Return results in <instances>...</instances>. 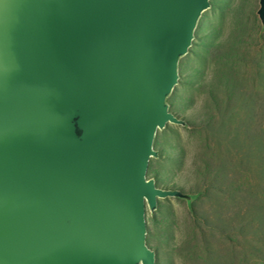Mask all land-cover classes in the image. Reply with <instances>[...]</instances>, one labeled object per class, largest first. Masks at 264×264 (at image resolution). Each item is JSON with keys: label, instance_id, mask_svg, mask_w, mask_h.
Masks as SVG:
<instances>
[{"label": "water", "instance_id": "obj_1", "mask_svg": "<svg viewBox=\"0 0 264 264\" xmlns=\"http://www.w3.org/2000/svg\"><path fill=\"white\" fill-rule=\"evenodd\" d=\"M209 6L0 0V264H155L146 210L194 197L146 172Z\"/></svg>", "mask_w": 264, "mask_h": 264}, {"label": "rangeland", "instance_id": "obj_2", "mask_svg": "<svg viewBox=\"0 0 264 264\" xmlns=\"http://www.w3.org/2000/svg\"><path fill=\"white\" fill-rule=\"evenodd\" d=\"M258 0H210L167 98L184 125L153 141L146 172L193 196L146 210L155 264H264V24ZM261 37L258 39V37Z\"/></svg>", "mask_w": 264, "mask_h": 264}, {"label": "trees", "instance_id": "obj_3", "mask_svg": "<svg viewBox=\"0 0 264 264\" xmlns=\"http://www.w3.org/2000/svg\"><path fill=\"white\" fill-rule=\"evenodd\" d=\"M261 37L259 36L258 39H260Z\"/></svg>", "mask_w": 264, "mask_h": 264}]
</instances>
